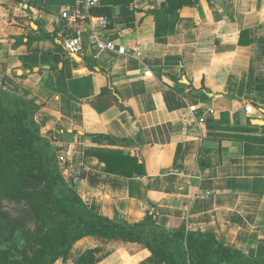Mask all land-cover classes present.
I'll use <instances>...</instances> for the list:
<instances>
[{"label": "crops", "instance_id": "1", "mask_svg": "<svg viewBox=\"0 0 264 264\" xmlns=\"http://www.w3.org/2000/svg\"><path fill=\"white\" fill-rule=\"evenodd\" d=\"M181 1L99 0L111 20L89 10L72 23L63 13L83 0H0V88L40 105L42 135L82 163L76 188L92 210L124 224L151 210L166 229L214 232L264 258V124L254 122L264 123V0H192L176 17ZM77 25L80 59L62 32ZM55 29L56 40L36 39ZM93 39L128 52H100ZM92 148L136 156L146 174L106 172ZM97 246V264H154L144 244L99 236L55 264Z\"/></svg>", "mask_w": 264, "mask_h": 264}, {"label": "trees", "instance_id": "2", "mask_svg": "<svg viewBox=\"0 0 264 264\" xmlns=\"http://www.w3.org/2000/svg\"><path fill=\"white\" fill-rule=\"evenodd\" d=\"M42 2L31 4L39 6ZM191 2L182 0L170 10L177 17L178 10ZM112 12V6L90 8V15L108 20ZM170 26L173 31L175 22ZM59 31L42 33L36 39L56 40ZM62 32L66 37L76 36L72 28L64 27ZM39 109L35 100L0 88V264L66 261L73 245L86 236L142 243L150 250L154 264H264V258L250 257L224 244L214 232L189 230L186 226L166 229L151 210L143 220L127 224L92 210L65 179L56 147L41 133L36 119ZM90 137L96 143L115 142L107 134ZM86 154L104 162L106 172L146 174L145 165L122 150L92 148ZM5 201H14L20 213L7 209ZM99 251V246L86 249L74 264H97Z\"/></svg>", "mask_w": 264, "mask_h": 264}, {"label": "built area", "instance_id": "3", "mask_svg": "<svg viewBox=\"0 0 264 264\" xmlns=\"http://www.w3.org/2000/svg\"><path fill=\"white\" fill-rule=\"evenodd\" d=\"M38 0H19L17 6L19 9L27 8L31 3ZM86 3L88 11L92 6L97 5L99 0H83ZM32 5V4H31ZM89 15V14H88ZM63 17L69 18L72 23H78L80 19H84L86 15L79 13L78 11L73 15H69L68 12L63 13ZM72 27V26H71ZM76 29V36L66 37L64 39V47L69 53H80L83 50V44L81 40V28L79 25L73 27ZM92 43L96 46V48L100 52L111 51L117 52L120 54H126L128 52V48L124 45H117L114 41H106L100 39H93ZM251 107L246 106V111H250ZM211 112L214 110L210 109ZM58 160L60 163V168L62 173L66 176L67 181L72 185H77L80 180V168L82 163H77L74 158L70 156V149H66L61 147L60 145H56ZM179 171V170H178ZM179 172H182L181 170Z\"/></svg>", "mask_w": 264, "mask_h": 264}, {"label": "rangeland", "instance_id": "4", "mask_svg": "<svg viewBox=\"0 0 264 264\" xmlns=\"http://www.w3.org/2000/svg\"><path fill=\"white\" fill-rule=\"evenodd\" d=\"M55 147H57L56 145H55ZM63 147L64 148H66V149H68L67 148V145H63ZM69 148H70V145H69ZM61 153V152H60ZM60 153H58V155H60ZM81 155V154H80ZM77 187V185H75V188ZM77 189V188H76ZM4 206L7 208V209H9V210H11L13 213H15V214H18V213H20L19 211H20V209L18 208V206L16 205V203L14 202V201H5L4 202Z\"/></svg>", "mask_w": 264, "mask_h": 264}, {"label": "water", "instance_id": "5", "mask_svg": "<svg viewBox=\"0 0 264 264\" xmlns=\"http://www.w3.org/2000/svg\"><path fill=\"white\" fill-rule=\"evenodd\" d=\"M79 13L83 14V15H88V9H87V6H86V3L85 2H82L80 4V8L78 10ZM73 57L74 58H77V59H80V56L77 55L76 53H72ZM255 123H259V124H264L263 122L260 121V119H254Z\"/></svg>", "mask_w": 264, "mask_h": 264}]
</instances>
